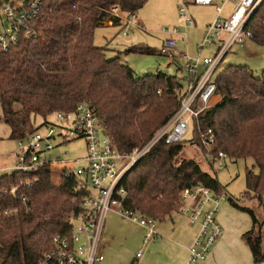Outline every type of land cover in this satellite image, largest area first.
Listing matches in <instances>:
<instances>
[{
    "label": "trees",
    "instance_id": "16d2710c",
    "mask_svg": "<svg viewBox=\"0 0 264 264\" xmlns=\"http://www.w3.org/2000/svg\"><path fill=\"white\" fill-rule=\"evenodd\" d=\"M147 0H44L42 10L28 28L35 36H19L8 49L0 47V122L10 129L9 139H24L47 126L55 113L74 112L80 104L94 108L112 145L130 153L142 146L179 108L185 94L176 77L163 73L136 76L119 58H107L94 46V31L111 23L124 28L112 15L116 8L126 16L137 14ZM251 41L264 46V0L249 18ZM125 53L151 54L148 48L133 46ZM160 54V53H159ZM218 104L201 113L192 124L190 139L155 145L126 175L124 207L161 222L178 213L180 192L203 184L224 194L216 176L201 170L194 160L175 158L182 143L191 142L203 150L199 131L211 130L210 152H223L233 160L251 159L245 171L247 198L258 200L264 191V69L254 74L246 66H229L213 78ZM41 124L35 123L36 118ZM65 144V143H64ZM206 151L203 156L207 160ZM256 172H255V171ZM48 166L34 175L30 189L22 190L25 204L3 191L15 179L0 177V210L17 207V212L0 219V264H36L56 235H67L73 221L83 215L80 203L91 192L72 175L59 171L53 182ZM33 177V176H32ZM232 203L231 199H228ZM232 205L249 214L250 231L242 235L253 262L264 261L261 221L247 208Z\"/></svg>",
    "mask_w": 264,
    "mask_h": 264
},
{
    "label": "built area",
    "instance_id": "2783aa9c",
    "mask_svg": "<svg viewBox=\"0 0 264 264\" xmlns=\"http://www.w3.org/2000/svg\"><path fill=\"white\" fill-rule=\"evenodd\" d=\"M262 0H177V14L184 27L193 25L187 12V5H214L215 18L205 28L201 40L196 46L197 54L191 56L180 51L176 31L171 29L160 48L159 53L173 61L181 63L185 75V94L179 108L169 120L142 146L130 153L120 152L111 143L106 127L97 111L89 105L80 104L74 112L55 113L54 122L41 128L32 135L18 140V150L13 164L2 165L3 175L31 176L28 179H15V183L4 189L13 200L26 203L22 190L30 189L36 178L34 175L42 167L54 171L57 166L65 176L72 175L86 185L91 194L80 203L83 215L76 218L67 235H56L50 240L49 249L36 264H102L104 255L99 242L104 217L113 212L133 225L144 230L143 244H149L158 238L157 222L150 217L124 207L126 191L123 186L128 172L158 143L173 145L190 134L192 124L198 116L218 104L219 95L213 82L215 71L227 52L233 47H243L251 41L252 34L247 28L250 16ZM44 0H0V10L4 14L6 25L0 24V47L8 49L17 43L19 36H35L28 28L32 20L42 10ZM230 5L229 13L223 16L225 6ZM112 15L123 22V35L128 37L126 27H138L136 14L126 16L118 9H111ZM213 48L210 55H202L204 50ZM200 141L206 149L207 163L210 167L222 168L227 155L223 152L213 154L210 148L214 144L211 130L199 131ZM71 140H82L85 144V156L81 159L63 161L53 156L54 149ZM9 155V154H8ZM66 155V153L62 154ZM80 162V167H75ZM33 176V177H32ZM178 214L185 217L197 233L188 247V256L184 264H204L215 243L223 234L218 222L219 206L226 201L225 194H217L212 188L195 184L182 189L179 196ZM17 212V207L0 210V219ZM142 257L141 251L136 259ZM132 264H138L133 262Z\"/></svg>",
    "mask_w": 264,
    "mask_h": 264
},
{
    "label": "rangeland",
    "instance_id": "374dc122",
    "mask_svg": "<svg viewBox=\"0 0 264 264\" xmlns=\"http://www.w3.org/2000/svg\"><path fill=\"white\" fill-rule=\"evenodd\" d=\"M176 5H177V0ZM230 5L226 6L229 10ZM215 10L211 7H200L195 5H187V12L196 21V25L184 27L179 20L177 8L171 11L167 7V11L160 10L154 0H150L149 4L140 10V17L144 15L145 21H142L138 27L131 25L126 27L128 37L124 36V31L121 27H98L94 31L93 43L94 46L103 48L107 58L118 57L123 65L128 66L133 73L138 77L147 75H155L163 73L168 76L176 77L180 83L184 85L182 77H185L184 71L178 69L177 65L170 63L169 60L159 54V48L163 40L169 36L171 29L176 31L175 35L181 36L182 45L187 49L188 54L195 56L197 54L196 46L202 38L204 29L202 23L213 21L215 18ZM139 13V11H138ZM6 25L4 14L0 10V24ZM104 25H107L105 23ZM138 46L148 48L152 51L151 54L125 53V50ZM186 51V50H185ZM202 55H210L207 50H204ZM175 63V61L171 60ZM170 64V65H168ZM229 66H246L254 74H259L264 69V46L257 45L252 41H247L243 47L233 46L222 61L219 63L214 76L223 71ZM220 97H216L215 102L220 101ZM1 113V112H0ZM47 122H54L53 116L47 118ZM35 123L41 124L42 119L36 118ZM7 129V126L0 122V131ZM41 132H43V129ZM190 139V134L185 137V140ZM182 151L175 158L176 162L182 159L194 160L202 171L215 175L218 183L221 186V192L226 195V201L219 206V215L223 205L229 203L236 204L238 207L247 208L254 212L256 217L262 220L260 236L263 244L261 245L264 253V191L261 195V200L251 193L249 197L244 198L246 192L245 171L251 169L253 161L251 159L233 160L227 158L223 161L222 168L210 167L205 159L204 151L198 149L191 142L182 143ZM18 150L17 141L5 140L0 142V161L2 165L13 164L15 155ZM66 153V155H62ZM9 154V155H8ZM53 156H60L63 161H72L81 159L85 156V144L82 140H71L68 143L56 148L51 153ZM10 161V162H9ZM81 163L76 162L75 167H80ZM60 166L52 169L53 182L57 184L59 178ZM228 199H231L232 203ZM237 211H241L237 209ZM238 213V212H237ZM239 214H244L240 212ZM179 217L176 214L174 220ZM259 220V221H261ZM116 236L115 240L109 243V237ZM144 233L138 226H134L128 219L120 217L118 214L109 212L104 217L103 229L100 238V248L104 250L106 262L102 264H129L130 260L139 250H143V258L140 264H166L170 255V245L175 244L176 240L171 237L156 238L149 244H143ZM159 241H164L165 244L157 246ZM108 243L110 246H108ZM167 243V244H166ZM156 244V246H155ZM108 246V248H107ZM106 248V249H105ZM164 251V253H161Z\"/></svg>",
    "mask_w": 264,
    "mask_h": 264
},
{
    "label": "crops",
    "instance_id": "0c3cea01",
    "mask_svg": "<svg viewBox=\"0 0 264 264\" xmlns=\"http://www.w3.org/2000/svg\"><path fill=\"white\" fill-rule=\"evenodd\" d=\"M154 1L157 3L158 8L160 10L167 11V7H168L171 11L173 12L175 11V7H176L175 0H154ZM149 2L150 0H147L146 4H149ZM195 6H199V5H195ZM226 6L223 12L224 17L228 15L230 10V8L229 10H226ZM200 7H211L214 10V5L200 6ZM140 13L142 12L139 11V13L137 12L136 14L137 21L139 24H141L142 21L146 20V18H144V15L143 17L139 16ZM191 18L193 20V26H195L196 21L193 19L192 16ZM210 22L211 21L202 23L201 26H203L204 30ZM105 27H113V26L111 23H108L107 25H105ZM175 38L179 41L178 42L179 50L187 51V49L184 48V46L182 45V41L180 40L181 36L177 35ZM212 52H213V48L207 50V53L209 54H211ZM169 62L173 63L174 65H177L178 69L181 68V63L178 60L175 61V63L172 62L171 60H169ZM9 136H10V129L8 127L7 129H2L0 131V142H4L5 140H8ZM240 212L244 214H239ZM175 214L176 216L179 217L177 220L173 219V216ZM175 214L171 215V217L166 218L161 222H157V226H156L157 234L159 235L158 237L160 236L162 237L163 235H165V237L171 236L176 240L175 244H169L170 251L168 255H170V257L166 264H184L188 256V251H187L188 247L192 243L197 233V228L193 225H190L185 217L180 216L178 213ZM217 219L223 228V234L213 246L211 253L204 261V264H255L253 262L249 248L242 240V235L250 231L252 228V221L249 214L243 211H237V208L227 203L223 205V207L221 208V211L217 216ZM257 219L261 220L259 217H257ZM261 223H263L262 220ZM261 227H263V225ZM138 228H140L144 233V230L141 227L138 226ZM263 236H264V231H263ZM115 238L116 236L111 235L109 237V243L110 242L112 243L115 240ZM109 243L108 246H110ZM162 244H165L164 241H159L157 246H161ZM262 244L263 241L261 238V245ZM101 251L104 255L103 252L104 250L101 249ZM140 251L142 253V257L140 259H136V254ZM138 252L130 260V262H128L129 264H132L133 262H137L138 264H140V261L143 258V250H139ZM161 253H164V251H162ZM104 262H106L105 256L103 263ZM260 264H264V261Z\"/></svg>",
    "mask_w": 264,
    "mask_h": 264
}]
</instances>
